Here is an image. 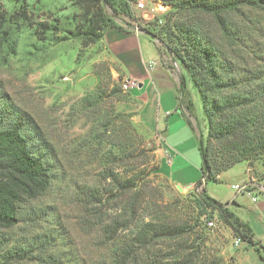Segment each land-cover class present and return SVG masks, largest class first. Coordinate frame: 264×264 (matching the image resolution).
<instances>
[{"label":"rangeland","instance_id":"374dc122","mask_svg":"<svg viewBox=\"0 0 264 264\" xmlns=\"http://www.w3.org/2000/svg\"><path fill=\"white\" fill-rule=\"evenodd\" d=\"M146 3L143 10L151 15L149 21L137 16L139 10L131 6L137 18L133 20L142 26L154 18L161 20L158 24L164 22L167 6L161 0ZM106 10L112 14L108 6ZM3 17L12 46L0 51V109L16 110L31 119L51 147L53 160L49 189L22 207L18 224L4 229V235L19 242L36 241L38 254L45 260L52 256L56 264H109L113 242L126 240L131 230L119 227L108 233L109 224L120 226L125 220L141 218L168 220L186 226L183 245L157 243L151 252L154 259L226 264L221 247L213 241L215 233L225 227L214 214L215 227L207 228L203 220L207 214H200L196 188L181 187L201 179L199 147L206 135L201 100L187 71L179 66L186 88L195 97L193 115L200 131L193 130L194 146L175 150L186 164L178 169L163 158L159 163L158 139L146 134L131 115H123L127 114L122 108L127 91L117 95L115 86L122 76L101 41L58 40L64 30L83 22L75 0H0V20ZM118 19L125 23L132 18L120 15ZM242 19L250 44L237 48L238 61L264 67V11L252 10ZM47 24L51 27L45 33L42 28ZM122 131L128 149L117 153L112 146ZM157 166L159 170L154 169ZM247 167L249 182L264 184L262 156L232 165L221 172L219 181H208L207 189L230 196L234 192L231 183L244 180ZM131 176L136 177V189L121 195L116 180ZM166 176L186 183L174 184ZM239 194L243 198L246 193Z\"/></svg>","mask_w":264,"mask_h":264},{"label":"trees","instance_id":"16d2710c","mask_svg":"<svg viewBox=\"0 0 264 264\" xmlns=\"http://www.w3.org/2000/svg\"><path fill=\"white\" fill-rule=\"evenodd\" d=\"M83 16L82 24L62 32L59 41L72 38L101 40L107 26H116L120 15L137 20L132 4L137 0H75ZM167 6L164 22L157 18L140 27L188 73L197 89L206 135L199 147L201 179L196 183L200 214H207L229 227L234 237L255 248L264 260V245L253 239L248 223L211 197L203 182L219 181V174L232 165L264 156V67H254L238 61L237 51L250 44L242 17L250 11H264V0H161ZM106 6L112 14L110 15ZM206 19H209L208 22ZM5 18L0 20V51L12 41L4 30ZM48 24L42 28L47 33ZM254 32V31H253ZM44 33V34H45ZM94 41V40H92ZM238 48V49H237ZM254 50H252L253 52ZM255 55V52H253ZM264 59V56L261 57ZM245 62V61H244ZM117 95H124L116 84ZM185 80L181 76V90ZM96 102H91V105ZM192 114L193 103L186 100ZM130 117L131 114H123ZM126 132L116 135L112 149L127 152ZM201 137V136H200ZM116 153V154H117ZM51 147L37 126L19 111L0 109V264H56L52 256L45 260L38 254L37 242L14 241L3 230L14 227L22 217V207L44 194L53 180ZM159 170V166L154 168ZM106 178L111 179V175ZM136 177L116 180V190L126 195L136 189ZM134 200V199H133ZM114 223H118L114 221ZM130 228L126 240L113 242L109 264H183L180 260L165 263L151 254L160 242L180 243L186 226L168 220L141 218L125 220L120 226L109 224L106 232ZM183 245V243H180ZM179 255H173L177 259ZM191 261V255L186 259Z\"/></svg>","mask_w":264,"mask_h":264},{"label":"crops","instance_id":"0c3cea01","mask_svg":"<svg viewBox=\"0 0 264 264\" xmlns=\"http://www.w3.org/2000/svg\"><path fill=\"white\" fill-rule=\"evenodd\" d=\"M146 11L139 10L136 15L148 22L151 15ZM114 21L117 25L107 26L100 41L122 78L131 77L138 80V86L126 92V102L122 108L131 114L146 134L158 139L159 163L163 158L168 163L177 165L178 169H184L186 164L175 150H178L179 146H194L193 130L197 133L200 131L198 121L186 108V100L190 99L194 104L195 97L186 86L184 92L181 90L182 72L179 64L162 45L156 40H151L145 30L135 31L130 24L120 23V19ZM150 62L154 63L152 67L149 66ZM247 168L246 178L231 185L250 181V167ZM166 177L174 184L186 183L181 178L175 181ZM195 185L196 183H186L185 186H180L191 189ZM203 186L211 197L225 203L230 211L248 223L254 234L253 239L264 245V184L252 183L251 190L256 197L255 201L247 194L240 198L241 192L234 189L230 196H224L218 191H209L204 182ZM223 227L225 228L220 233H215L217 236H214L213 241L221 247L226 264H264L254 247L246 246L242 242L235 246L232 231L225 225ZM261 252L264 256V250Z\"/></svg>","mask_w":264,"mask_h":264},{"label":"built area","instance_id":"2783aa9c","mask_svg":"<svg viewBox=\"0 0 264 264\" xmlns=\"http://www.w3.org/2000/svg\"><path fill=\"white\" fill-rule=\"evenodd\" d=\"M138 10H143L146 8L147 3L146 0H137L132 7H134ZM154 12H156L155 8L153 9ZM159 22H161V20H159ZM127 24H130L132 26V28H134L135 31H142V28L140 27V25H138L137 21L132 20V21H128L125 22ZM156 41H159L156 39ZM160 42V41H159ZM154 65L153 62L149 63V66L152 67ZM138 86V80L135 78H131V77H126V78H122L121 79V88L123 91H128L133 87ZM252 187V183L251 182H244L242 184H233L231 185V188L236 190L237 192H244L247 195H249L251 197V199L253 201L256 200V197L253 195V192L251 190ZM204 223L206 225L207 228H213L215 227V222L213 219H207L206 217H203ZM241 240L238 237H235L234 239V245L238 246L240 245Z\"/></svg>","mask_w":264,"mask_h":264},{"label":"water","instance_id":"95a60500","mask_svg":"<svg viewBox=\"0 0 264 264\" xmlns=\"http://www.w3.org/2000/svg\"><path fill=\"white\" fill-rule=\"evenodd\" d=\"M200 147H202V143L200 142ZM177 188L179 189V190H181V187L179 186V185H177Z\"/></svg>","mask_w":264,"mask_h":264}]
</instances>
